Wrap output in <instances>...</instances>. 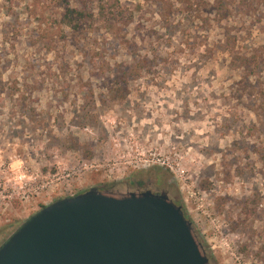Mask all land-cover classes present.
<instances>
[{"label":"rangeland","instance_id":"obj_1","mask_svg":"<svg viewBox=\"0 0 264 264\" xmlns=\"http://www.w3.org/2000/svg\"><path fill=\"white\" fill-rule=\"evenodd\" d=\"M109 1L116 21L74 32L59 0H0V245L60 199L151 190L210 264H264V0L169 22Z\"/></svg>","mask_w":264,"mask_h":264},{"label":"water","instance_id":"obj_2","mask_svg":"<svg viewBox=\"0 0 264 264\" xmlns=\"http://www.w3.org/2000/svg\"><path fill=\"white\" fill-rule=\"evenodd\" d=\"M0 264H210L193 223L166 193L97 188L60 199L1 245Z\"/></svg>","mask_w":264,"mask_h":264},{"label":"trees","instance_id":"obj_3","mask_svg":"<svg viewBox=\"0 0 264 264\" xmlns=\"http://www.w3.org/2000/svg\"><path fill=\"white\" fill-rule=\"evenodd\" d=\"M101 4L98 13L95 10L89 8L87 0H59L60 7L62 8L61 23L64 27L70 28L71 31L80 32L84 31L85 28H91L99 20H103L106 24L111 25L113 21L118 19L120 11L116 13H110V1L98 0ZM153 3L162 10V15L167 22L171 20L174 15L176 5H180L184 12L190 14H197L199 17L203 18V15L215 13V3L217 4V9L222 10L225 8L224 0H152ZM79 3L81 6H79ZM97 13V14H96ZM124 19V16H122ZM243 60V65L245 67H257L258 61L257 57L253 56L251 61ZM254 65V66H253ZM125 70H121L120 73L124 74ZM124 89L122 85L119 86V90ZM43 206L42 208H44Z\"/></svg>","mask_w":264,"mask_h":264},{"label":"flooded vegetation","instance_id":"obj_4","mask_svg":"<svg viewBox=\"0 0 264 264\" xmlns=\"http://www.w3.org/2000/svg\"><path fill=\"white\" fill-rule=\"evenodd\" d=\"M148 191V190H147ZM151 191V190H150ZM143 192V191H142ZM153 192V191H152ZM155 193V192H154ZM164 193V192H163ZM157 194H161V193H157ZM167 194V193H166ZM168 195V194H167ZM169 196V195H168ZM171 199V198H170Z\"/></svg>","mask_w":264,"mask_h":264}]
</instances>
